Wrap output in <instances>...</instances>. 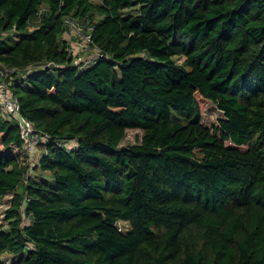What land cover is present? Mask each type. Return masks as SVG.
Here are the masks:
<instances>
[{
	"label": "trees",
	"instance_id": "1",
	"mask_svg": "<svg viewBox=\"0 0 264 264\" xmlns=\"http://www.w3.org/2000/svg\"><path fill=\"white\" fill-rule=\"evenodd\" d=\"M4 65L50 140L24 181L0 114V264H264V0H0Z\"/></svg>",
	"mask_w": 264,
	"mask_h": 264
},
{
	"label": "built area",
	"instance_id": "2",
	"mask_svg": "<svg viewBox=\"0 0 264 264\" xmlns=\"http://www.w3.org/2000/svg\"><path fill=\"white\" fill-rule=\"evenodd\" d=\"M73 21L75 20L66 19V23L68 26H69V23L75 25ZM70 28H71V25H70ZM77 28L78 30L76 33L82 37L83 42L85 44H88L90 41V36L88 34H83L80 28L79 27ZM74 37H77L75 33L73 34V36H70L69 34V39L74 38ZM83 42L76 43L75 41H72L71 47L77 50L87 48V46H85ZM88 56L87 58H77L75 59V62L85 63V62L91 61L94 57L101 56V53L97 48H95L93 49V53L91 54V56L89 57ZM45 66H49V64ZM40 67H43V66L42 65H38L37 67L29 66L24 70H20L16 67H10L7 65L0 66V108L2 110L1 114L5 119L14 120L18 126L20 137L22 139V148L24 149L26 153V158L23 164L29 166L28 170L25 173L24 181H26L28 175L31 173V165L37 159V155L39 153V146L41 144L47 143L50 140V137L47 133L36 129L33 123L29 119L25 118L24 116L20 114L19 100L13 94L10 85L15 77L17 78L20 75L24 77L25 75L32 72L34 69L40 68ZM56 144L57 145L64 144L67 146L68 149H72L75 146V144H73L71 141H68L65 143L62 140L56 141ZM23 214L24 213H22V215ZM27 222H28V218L25 217L23 223H27Z\"/></svg>",
	"mask_w": 264,
	"mask_h": 264
},
{
	"label": "rangeland",
	"instance_id": "3",
	"mask_svg": "<svg viewBox=\"0 0 264 264\" xmlns=\"http://www.w3.org/2000/svg\"><path fill=\"white\" fill-rule=\"evenodd\" d=\"M37 19H38L37 15L31 16V20L30 21H31L32 25L36 24ZM73 23L75 25L69 23L68 32L65 33V35H64L71 45H72V41H71V39H69V34H70V36H73V34L75 33V35L77 36L76 38H80L79 35L76 33L77 30H78L77 27H79L81 31L83 30V26L79 22L77 23V21H73ZM70 25H71V28H70ZM17 35H18V32H16L15 30H10L5 35V38L9 42H11V41H14L17 38ZM83 49H85V50L84 51H80L79 50L78 51L79 53H74V54H76L78 56V58H84V57L87 58L88 55L91 56V54L93 53V50L91 48H89V47L83 48ZM81 56H83V57H81ZM92 63H94V60L91 61L89 65H92ZM1 111L2 110L0 108V114H1ZM221 117H223V114L212 103H208L205 106V108L203 110V113H202V122L206 123L208 125V124L216 122ZM141 134H142V131L139 130V129H128L124 139L121 142V144L130 145V144L136 143V142H138L140 140ZM37 161H38V158L36 159V162ZM8 196L9 195H6L0 201V216H1V218L4 217L5 211L10 205V200L11 199ZM118 226H120V227L124 226L125 227L126 225H125L124 222H119ZM124 227H122V228H124ZM9 256H10L11 259L16 257L15 255H13L11 253H7L6 252L2 256V259L4 261H6V259L9 258ZM5 263H7V261Z\"/></svg>",
	"mask_w": 264,
	"mask_h": 264
},
{
	"label": "crops",
	"instance_id": "4",
	"mask_svg": "<svg viewBox=\"0 0 264 264\" xmlns=\"http://www.w3.org/2000/svg\"><path fill=\"white\" fill-rule=\"evenodd\" d=\"M72 143L75 144L74 142H72ZM40 153H41V152L39 151V153H38V155H37V158H39ZM35 163H36V160H35V162H34L33 164H35ZM8 197L11 199V195H9ZM2 199H3V198H2Z\"/></svg>",
	"mask_w": 264,
	"mask_h": 264
}]
</instances>
